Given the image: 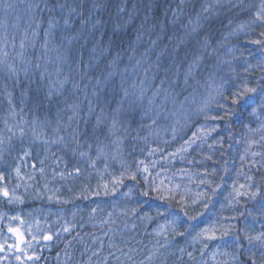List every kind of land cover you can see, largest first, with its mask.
<instances>
[{"label": "rangeland", "instance_id": "1", "mask_svg": "<svg viewBox=\"0 0 264 264\" xmlns=\"http://www.w3.org/2000/svg\"><path fill=\"white\" fill-rule=\"evenodd\" d=\"M31 1L0 0V69H12L17 77L16 71L36 66L41 81L53 78L50 88L60 93L69 81L67 75L60 74L65 61L57 55L63 45L62 42L56 45L57 36L62 31H57L52 21L45 27L43 15L36 13L37 7L29 8L33 5ZM211 1L221 5L224 1L242 0ZM208 8H212L211 3ZM262 9L264 0H258L250 20L237 24L218 48L197 54L182 75L177 71L178 65L177 73L169 78V70L159 59L154 64L145 62L120 70L114 67L109 79H104L112 80V92L106 94L103 86L98 87L104 93L102 105L95 102L100 92H96L95 86L89 89L95 94L88 103L92 107L90 117L95 120L93 128L98 129L97 138H91L96 132L86 138L85 128L76 126L79 114L74 107L71 111L66 106L56 109L53 115L39 109L23 111V99L14 102V94L1 76L0 174L5 178L0 181V189L7 188L9 196L0 194L4 203L0 205V245H3L0 252L9 248L0 257L4 254L13 258V243L17 260L13 264H38L36 257L50 248L54 237L74 229L78 223L89 225L95 219L99 223L125 218L120 213L133 210L136 199L131 193L109 192L108 186L105 188L107 179L116 174L115 170L124 168L130 175L135 174V158L143 145L171 146L197 120L224 116L225 110L218 105L225 103V97L230 99V93L237 87L255 88L257 91L252 95L257 99V110L264 113V108L259 106L260 97L264 96V36L261 35L264 19L256 16ZM50 45L55 46V53L48 56ZM73 131L81 133V153H71L77 155L73 157L77 161L85 163L82 170L76 171L78 176L68 172L69 166L77 161L71 164L62 161L58 150L63 141L68 144L78 140ZM20 142L25 146L22 152L16 151L13 163L12 152ZM251 153L259 154L263 162L252 169L247 167L243 178L236 183L227 182L228 185L211 191L215 186L207 176L203 183L194 185L191 190L194 204L207 200L203 192L214 197L200 228L182 239L178 220L172 223L175 218H169L159 222L150 232L153 239L150 255L161 250L162 262L178 250V255L185 258L184 264H250V261L264 264V246L255 241L249 244L245 239L264 233V198L259 194V179H256L258 171L263 173L264 148ZM195 175L188 180L184 177L190 186ZM161 184L162 178L153 179L147 187L158 189L157 195L168 197L169 192ZM95 196L100 197L97 202L92 201ZM9 228L18 229L24 242L9 232ZM204 229L210 231L204 234ZM213 231L216 238L207 239L206 235ZM45 236L51 239H44Z\"/></svg>", "mask_w": 264, "mask_h": 264}, {"label": "trees", "instance_id": "2", "mask_svg": "<svg viewBox=\"0 0 264 264\" xmlns=\"http://www.w3.org/2000/svg\"><path fill=\"white\" fill-rule=\"evenodd\" d=\"M40 1V2H39ZM32 7H37L38 14L47 27L50 22L61 30L56 45H61L58 57L65 61L60 69L61 76H68V84L60 93L51 89L53 78L41 81V72L35 66L28 70L16 71L0 69V78L9 86L14 94L13 100L23 99L25 112L27 109L53 115L56 109L74 107L78 110L77 125L84 127L86 138H97L92 107L88 101L95 97L102 105L104 93L98 88L103 86L105 93L112 92V80L109 79L112 69L140 63L162 61L170 78L180 65L182 75L184 69L193 58L201 52H209L218 48L237 24L251 19L258 0H242L240 2L215 5L211 0H32ZM211 3L212 8H208ZM208 8V9H207ZM45 16V17H44ZM40 20V16L37 17ZM67 21V23H65ZM49 55L55 53V46L50 45ZM139 62V63H138ZM51 69L54 68L50 62ZM51 73L50 71L47 74ZM51 80V81H49ZM116 80V79H113ZM107 82V84H106ZM97 86V87H96ZM87 93V94H86ZM63 107V108H62ZM256 112L237 111L224 115L223 119L197 120L192 129L186 132L180 141L171 146L156 147L143 145L135 158V180L126 168L115 170L107 179L108 191L126 195L131 193L136 199L133 210L120 213L125 218L97 223L96 219L89 225L78 223L74 229L65 234H58L46 248L40 264H184L185 258L178 255L169 256L161 262V250L150 255V232L159 222L175 218L185 235L200 228L206 218V208L213 202V195L203 192L207 198L194 204L191 190L197 182L206 177L212 179L211 189L236 183L245 175L247 167L253 168L263 159L252 155L264 148V113H259L257 103L253 105ZM66 109V108H65ZM28 111L31 113L32 111ZM214 129V130H213ZM73 136L78 140L58 146L61 160L71 164L77 158L71 152L81 153V133ZM89 136V137H88ZM238 147H234L235 145ZM142 145V144H141ZM140 145V146H141ZM25 144L15 145L16 151L22 152ZM21 149V150H20ZM9 156V155H8ZM78 159L69 166L68 172L77 175L83 165ZM72 167V168H71ZM11 169L12 166L10 165ZM256 170V169H255ZM125 172V173H124ZM258 171V190L264 198V169ZM123 176V182L113 183V177ZM196 174L191 186L184 177ZM78 176V175H77ZM259 177V178H258ZM162 178V188L169 196L159 199L147 183ZM148 196H144V192ZM111 194V193H110ZM213 194V193H212ZM102 198V197H101ZM100 197H93L96 201ZM211 199V200H210ZM100 202H104L101 200ZM207 202L208 205H205ZM157 210L167 215H157ZM188 213V216L184 215ZM195 217V219H188ZM180 239L177 243L181 242Z\"/></svg>", "mask_w": 264, "mask_h": 264}, {"label": "snow or ice", "instance_id": "3", "mask_svg": "<svg viewBox=\"0 0 264 264\" xmlns=\"http://www.w3.org/2000/svg\"><path fill=\"white\" fill-rule=\"evenodd\" d=\"M258 19H264V9L261 10V12H258L256 14ZM65 23H67V21H65ZM262 36H264V32L261 33ZM255 43H261V41H255ZM256 89L255 88H251L248 87L247 85L243 86V87H237L234 91H232L230 93V99L229 97H225V103L223 104H219L218 107L221 109H224L225 112V116L235 113L237 111H247L249 108L252 109V112L255 113L256 112V108L253 107L254 104L257 103V99L254 95H252L253 93H256ZM125 95H127V92H125ZM260 107L264 108V96L260 97ZM224 116H216V117H211V119H223ZM116 121L113 120V124H115ZM214 130V129H213ZM123 176L124 174L122 173L120 177H113V183L114 184H120L123 182ZM4 176L3 174H0V181L4 180ZM131 179L135 180L136 177L135 175H131ZM243 187V186H241ZM105 188H107V185H105ZM153 191H159L158 189H153ZM0 194H2L4 197H8L9 196V192L7 190V188H3L0 189ZM239 195V193H237ZM144 196H148L149 193L146 191L143 193ZM256 194L253 193V196H255ZM165 197L160 196L159 199H164ZM157 215H167V213H162L159 210H157ZM185 216H188L187 212H184ZM188 219H195V217H188ZM177 221L174 219L172 221V223H176ZM210 230L209 229H204L203 232L204 234H207ZM9 232H12L13 234H15L18 239L20 240V242H24L23 241V235L19 232L18 229H13V228H9ZM182 235V233H181ZM224 235H227V232L224 233ZM206 238L211 240V239H215L216 235L215 232L213 231L210 235H206ZM44 239H51L50 236H45ZM238 239V238H237ZM245 239L248 240L249 244H252L254 241L255 242H259L262 246H264V233L257 235L255 237H250V236H246ZM18 246V245H17ZM0 248H3V245H0ZM29 259H32V257H28ZM36 259H39V257H36ZM250 264H253V262L250 261Z\"/></svg>", "mask_w": 264, "mask_h": 264}, {"label": "flooded vegetation", "instance_id": "4", "mask_svg": "<svg viewBox=\"0 0 264 264\" xmlns=\"http://www.w3.org/2000/svg\"><path fill=\"white\" fill-rule=\"evenodd\" d=\"M4 203H3V200H1L0 199V205H3ZM15 236V235H14ZM0 242H2V240L0 239ZM5 245H8V244H6V243H4V246ZM11 247H12V249H13V251H11L12 252V256H13V258H10L9 256H6V255H1V261H0V263L1 264H3L4 262L6 263V264H9L10 262L13 264V263H17V260H16V251H15V249H14V244L13 243H11ZM7 248H9V246L8 247H5L4 249H2L1 250V252H0V254L1 253H3ZM41 256L42 255H40V256H38L39 257V260H38V264H40V259H41Z\"/></svg>", "mask_w": 264, "mask_h": 264}]
</instances>
